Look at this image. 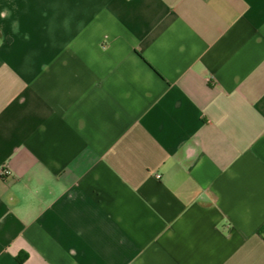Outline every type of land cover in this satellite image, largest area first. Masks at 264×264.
<instances>
[{"label": "crops", "instance_id": "1", "mask_svg": "<svg viewBox=\"0 0 264 264\" xmlns=\"http://www.w3.org/2000/svg\"><path fill=\"white\" fill-rule=\"evenodd\" d=\"M1 169L0 264H264V0H0Z\"/></svg>", "mask_w": 264, "mask_h": 264}, {"label": "trees", "instance_id": "2", "mask_svg": "<svg viewBox=\"0 0 264 264\" xmlns=\"http://www.w3.org/2000/svg\"><path fill=\"white\" fill-rule=\"evenodd\" d=\"M258 235L261 236L264 240V226L258 230Z\"/></svg>", "mask_w": 264, "mask_h": 264}, {"label": "built area", "instance_id": "3", "mask_svg": "<svg viewBox=\"0 0 264 264\" xmlns=\"http://www.w3.org/2000/svg\"><path fill=\"white\" fill-rule=\"evenodd\" d=\"M7 173H8V170L7 169H1V171H0V174L1 175H6Z\"/></svg>", "mask_w": 264, "mask_h": 264}]
</instances>
